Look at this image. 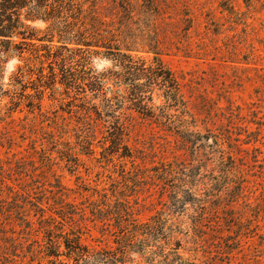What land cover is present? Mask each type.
I'll list each match as a JSON object with an SVG mask.
<instances>
[{
	"label": "rangeland",
	"instance_id": "374dc122",
	"mask_svg": "<svg viewBox=\"0 0 264 264\" xmlns=\"http://www.w3.org/2000/svg\"><path fill=\"white\" fill-rule=\"evenodd\" d=\"M31 3L5 15L0 0V264H48L46 236L60 229L114 249L90 210L119 203L141 223L169 212L153 172L162 164L205 175L192 191L206 199V226L191 205L170 211L183 261L264 264V0ZM39 3L54 32L25 21ZM81 32L113 49L73 45ZM131 63L144 73L121 69ZM158 64L177 91L150 84ZM93 76L105 78L97 91ZM72 210L86 220L58 216Z\"/></svg>",
	"mask_w": 264,
	"mask_h": 264
},
{
	"label": "trees",
	"instance_id": "16d2710c",
	"mask_svg": "<svg viewBox=\"0 0 264 264\" xmlns=\"http://www.w3.org/2000/svg\"><path fill=\"white\" fill-rule=\"evenodd\" d=\"M3 1L6 5L4 6L5 15L7 13H13V11L24 10V8L27 7V3L32 4L31 0ZM26 17L25 21L29 22L37 20L51 22V26L48 29L53 32L55 30L54 28H56V24L54 23L55 17L47 11V5L41 3L35 6L30 5ZM17 22V25L20 24L21 26H25L24 23L20 22L19 15ZM92 39L94 40V36L89 39L86 36V33L81 32V40L74 41L75 43L72 44L75 46H83L87 48V50L93 48L113 49L105 47L104 44H101L98 41V43L93 42ZM64 44H66V42ZM121 69L126 70L128 74L130 71L144 73L145 70L143 66L140 68L136 63H131L130 66L121 65ZM147 70L150 72L154 71L155 74L157 73L156 76L149 79L151 85H156L158 82L164 88L171 89V87L174 86L173 90L177 91V82L168 79L169 77L167 76H169V73H163V67L160 64L156 65L153 69L149 68ZM134 77L139 78L140 75H135ZM92 78L94 79V90L96 91V88H100L105 84V78H103V76H93ZM115 80H117L119 84H126L123 82H127V79H125L124 76L116 77ZM169 83L171 85H169ZM170 99L174 104L179 102L175 97L174 99H172V97ZM170 106L176 108V105ZM145 112L146 113L141 114L153 118L152 115H149L151 113H148V110ZM170 117V115L164 113L161 116V121H169ZM186 133L188 135L193 134L188 131H186L185 134ZM220 160L221 161L218 163L219 168H223L225 166L224 157ZM228 160L232 161V158L228 157ZM153 172L156 174V179L161 181L163 186L165 185L168 187L167 189H163L162 186V191L165 190V192L161 191V193L168 198L169 212H158L148 221L141 223L134 219L129 208H126L125 206L122 207L119 203L114 206L104 204L105 208L96 205L95 208L90 210L91 221H99L104 227H106V229H111L109 232H112L115 237L114 243L116 247L108 250H92L88 246L82 245L80 228L70 229L69 232L60 229L61 231L58 234L54 236H46L48 243L43 247V254L48 260V264H135L136 262L133 259L134 255L139 256L144 264H193L183 261L177 252L179 245H175V240H173V237L166 231H170L167 226L170 222V211L173 213L185 212L187 211L188 205L199 210V212L195 214L197 217L196 228L206 226L202 224L207 222V219L211 216L207 212V207H205L207 205L206 199L198 197V195L192 191L194 183H199L201 186H204L203 178L205 175H197L195 173V168L188 169L182 165L175 164H162L159 167H155ZM242 191L243 187L242 184H240L237 191L238 195L236 196L243 197ZM232 202L234 201H231V203ZM71 207L72 206H70V208ZM218 213L219 210L217 211V215H219ZM78 214L81 221L86 220L87 217H85L84 214L76 213L73 210L68 213L60 211L58 216L64 221L66 219L71 220L73 215ZM217 215H212V222L214 224L219 223L220 219Z\"/></svg>",
	"mask_w": 264,
	"mask_h": 264
}]
</instances>
